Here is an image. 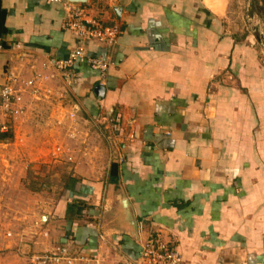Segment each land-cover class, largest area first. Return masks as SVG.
Returning a JSON list of instances; mask_svg holds the SVG:
<instances>
[{
	"label": "crops",
	"instance_id": "crops-1",
	"mask_svg": "<svg viewBox=\"0 0 264 264\" xmlns=\"http://www.w3.org/2000/svg\"><path fill=\"white\" fill-rule=\"evenodd\" d=\"M66 1L0 0L9 30L0 37V86L10 71L25 80L77 47L63 28ZM211 1L83 2L122 32L113 45L85 42L111 63L103 80L84 63L67 78L45 69L65 106L25 94L24 116L0 113L23 139L8 147L25 148L34 165L62 166L38 208L49 236L11 241L0 264H25V254L66 240L74 254L123 264L150 236L181 264H264V48L259 35L229 24L254 18L264 0H214L219 9ZM74 105L77 125L66 116ZM102 113L118 122L96 125ZM74 125L83 143L68 137ZM58 142L72 162L51 155Z\"/></svg>",
	"mask_w": 264,
	"mask_h": 264
},
{
	"label": "built area",
	"instance_id": "built-area-1",
	"mask_svg": "<svg viewBox=\"0 0 264 264\" xmlns=\"http://www.w3.org/2000/svg\"><path fill=\"white\" fill-rule=\"evenodd\" d=\"M65 8L67 18L63 22V28L70 31L77 39V47L63 58L44 60L40 69L34 70L33 74L25 80H22L16 71H10L6 81L0 86V113L2 116L12 119L24 116L27 112V108L23 104L25 94L37 102L56 100L59 106H65V103L61 102L65 93L50 83L54 75L46 73L45 69H53L56 77L67 78L70 69H73L76 64L84 63L95 71L101 80L107 76L111 63L100 56L90 54L85 42L92 40L101 45H113L122 32L120 25H105L101 20L91 15V9L87 3L66 1ZM2 46L0 45V48ZM14 46L20 48L22 45L17 43ZM23 58L20 57V59ZM77 114L78 108L75 105L67 111L66 116L71 125L77 123ZM115 122H118V119L106 113H102L94 120L96 125L104 126L107 129H110ZM76 125L67 130L68 137L83 143L81 131L76 128ZM9 130H12L13 133V129L7 123H0V134L7 133ZM125 138L132 140L134 134H127ZM22 140V138L13 135L11 139L0 141V147L6 148L12 143L18 145ZM51 153L54 159L59 161L72 162L74 159L73 152L63 144H56ZM120 160L123 161V157ZM1 162H3V155L0 152V164ZM42 225L40 219L35 221V226L39 227L35 234L48 237L49 231L44 230ZM66 241L43 251L27 254L23 252L27 257L25 264H101L96 255L87 252L72 253ZM181 262L182 257L177 250L167 248L157 236H150L140 247L138 255L123 264H181Z\"/></svg>",
	"mask_w": 264,
	"mask_h": 264
},
{
	"label": "rangeland",
	"instance_id": "rangeland-1",
	"mask_svg": "<svg viewBox=\"0 0 264 264\" xmlns=\"http://www.w3.org/2000/svg\"><path fill=\"white\" fill-rule=\"evenodd\" d=\"M211 2V7L219 9L220 1H217L216 4H214V0ZM252 12L256 13L254 18L251 17L248 20L247 17L244 21L239 16L237 17L239 22L231 23L232 21H230L229 24H232L235 29L239 27L243 33L250 32L252 36L259 35L262 38L260 45L264 48V6L257 5ZM257 20H259L261 30L255 29L258 26ZM57 144L64 145L61 142ZM24 149L15 148V146L0 147V152L3 155V162L0 164L1 253L12 249L11 246H7L11 241L20 240L23 243L38 232L39 227L35 226V221L39 220L40 214H43V211H39L38 208L46 201L47 197L45 196L49 195L55 186L54 175L60 173L62 169V166L57 164L34 165V162H30V156ZM55 190L57 193L58 189Z\"/></svg>",
	"mask_w": 264,
	"mask_h": 264
},
{
	"label": "trees",
	"instance_id": "trees-1",
	"mask_svg": "<svg viewBox=\"0 0 264 264\" xmlns=\"http://www.w3.org/2000/svg\"><path fill=\"white\" fill-rule=\"evenodd\" d=\"M5 15L6 11L4 9H1L0 5V37L4 36L9 30L5 27ZM1 45L5 46L3 42H1ZM13 136L12 130H9L7 133L0 134V141L5 140V139H11ZM114 166L116 167L115 164L112 165V169H114Z\"/></svg>",
	"mask_w": 264,
	"mask_h": 264
},
{
	"label": "water",
	"instance_id": "water-1",
	"mask_svg": "<svg viewBox=\"0 0 264 264\" xmlns=\"http://www.w3.org/2000/svg\"><path fill=\"white\" fill-rule=\"evenodd\" d=\"M68 1L77 2V3H79V2L83 3V2H86L87 0H68ZM115 11L119 15L120 10L118 8H115ZM96 90L101 92V93H103L104 87L102 85H98Z\"/></svg>",
	"mask_w": 264,
	"mask_h": 264
}]
</instances>
